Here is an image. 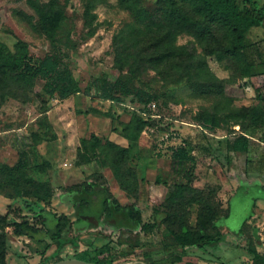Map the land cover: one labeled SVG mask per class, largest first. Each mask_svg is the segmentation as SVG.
I'll return each instance as SVG.
<instances>
[{
  "label": "rangeland",
  "instance_id": "374dc122",
  "mask_svg": "<svg viewBox=\"0 0 264 264\" xmlns=\"http://www.w3.org/2000/svg\"><path fill=\"white\" fill-rule=\"evenodd\" d=\"M34 1L62 16L57 43L44 33L29 0H0V49L14 55L23 40L35 63L58 55L79 91L64 99L50 96L43 79H24L19 68L4 71L0 59V235L6 236L0 264L80 259L109 241L140 254L120 264H251L248 248L255 246L254 236L264 235V224L245 222L264 201V120L251 118L253 108L264 111L257 98L259 89L264 92V23L247 32L246 56L234 58L222 50L230 42L227 33L186 3ZM118 48L130 55L127 66L116 63ZM119 80L154 95L155 111L117 87L112 94L122 101L104 98L102 83ZM205 116L216 117L219 127L205 129ZM242 133L250 137L248 152L230 151ZM183 146L191 160L174 161L172 150ZM91 183L110 195L106 202L95 196L91 214L101 216L93 215V224L84 221L90 213L78 220L74 192ZM178 185L189 188L170 200ZM112 201L134 208L140 223L117 224ZM41 210L60 216L62 224L69 221L62 235L76 240L55 256L58 246L46 234L14 233V223L22 221L45 231ZM185 229H230L241 238L230 258L226 243L204 252H163Z\"/></svg>",
  "mask_w": 264,
  "mask_h": 264
},
{
  "label": "trees",
  "instance_id": "16d2710c",
  "mask_svg": "<svg viewBox=\"0 0 264 264\" xmlns=\"http://www.w3.org/2000/svg\"><path fill=\"white\" fill-rule=\"evenodd\" d=\"M241 1L244 5L250 6L242 10L239 5ZM260 0H160L164 5L176 4L178 2L188 4L203 20L207 23L221 27L230 40L229 45L223 47L222 50L229 56L238 58L246 56L249 45L246 43V34L252 27L262 26L264 23V4L260 5ZM31 6L36 10L41 19V26L44 33L49 37L51 43H57V34L61 29L62 16L56 13L53 9L46 10L47 6L39 4L34 0H29ZM16 53H4L0 49V59L3 61L4 71L10 68H19V75L24 79L40 77L44 80V88L48 95L53 96L56 93L60 98L64 99L79 91V85L71 72L63 68L58 55H46L40 63H35L33 57L29 52V47L26 42L19 40L15 45ZM116 63L121 67L128 65L129 54L125 55L121 49H117ZM102 94L106 99L113 101H122V97L112 94L114 88H119L127 94H133L135 100L140 104H149L153 102L154 95L144 91L130 88L128 83L124 80H119L116 83H102ZM257 98L264 102V92L262 89L258 90ZM157 102V101H156ZM251 118L255 121L264 120V111L261 112L257 108H253ZM202 124L205 129L215 130L219 127V120L216 117L205 116L202 119ZM250 137L246 133L240 134L233 142L228 145V149L233 152H248ZM173 160L180 163H186L191 160L187 149L179 147L172 150ZM188 185H178L176 191L171 192L169 199L175 200L177 196L182 195L188 189ZM79 196L77 205L78 220H81L79 214L92 213L93 205L96 203V195L104 196V202L109 200L108 189L102 185L91 183L89 185L82 184L74 191ZM109 205L111 208L110 216L119 218L117 224L126 225L133 223L138 225L141 221L140 213L136 212L134 208L123 207L112 201ZM113 206V207H112ZM41 210L39 216L42 217L41 223L44 229L36 227L27 221L15 222L14 233L19 236H28L30 238H37L41 234H46L51 239V244H56L58 247L53 256L59 253L62 245L66 243H75V239L65 238L62 235V229L71 227L69 221L62 224V218L50 211ZM93 213L96 218L101 216V213L96 210ZM48 221L53 222V226L48 225ZM246 222V221H245ZM79 228V222L77 223ZM225 239V234L222 231H217L215 234L200 232L194 233L191 230H182L180 233L174 235L175 247H164L163 252H168L169 249L177 247L186 249L187 247H196L202 251H207L210 247H217L220 242ZM43 240V239H40ZM255 244V238H254ZM48 248L50 244L47 245ZM0 247L3 252V262L6 255V236L0 235ZM249 253L253 256L251 264H264V253L259 252L256 246L248 248ZM140 255V254H139ZM135 249H119L112 245L109 241L106 244L95 249V253L84 251L81 260L93 262L97 264H120L131 260L130 258L138 257ZM145 258L150 257L149 252L143 253ZM49 263V257L42 258L40 264Z\"/></svg>",
  "mask_w": 264,
  "mask_h": 264
},
{
  "label": "crops",
  "instance_id": "0c3cea01",
  "mask_svg": "<svg viewBox=\"0 0 264 264\" xmlns=\"http://www.w3.org/2000/svg\"><path fill=\"white\" fill-rule=\"evenodd\" d=\"M246 222H247V224H252V225H257V224L259 225L260 223L264 224V201H262L260 203V212L254 213L249 219L246 220ZM240 229L238 230V232L240 231ZM227 232H229V233H227ZM231 232H232V230L225 229L224 230L225 239H224V241H222V243H220V246H222L223 243L224 244L226 243V246L229 245L232 248V250L230 249L229 251L224 252V254L227 258H230L229 256L232 254V252H234L233 249H235V247H236V242H235L236 239L235 238H238V239L241 238V235H233L234 233H231ZM254 237H255L256 249L259 252L264 253V235H259V237H257V236H254ZM223 246H225V245H223ZM197 250H199L201 252L200 249L197 248ZM214 260H217V259L215 258ZM208 262H209V264H215L214 262H210V261H208ZM223 264H236V263L224 262Z\"/></svg>",
  "mask_w": 264,
  "mask_h": 264
},
{
  "label": "water",
  "instance_id": "95a60500",
  "mask_svg": "<svg viewBox=\"0 0 264 264\" xmlns=\"http://www.w3.org/2000/svg\"><path fill=\"white\" fill-rule=\"evenodd\" d=\"M47 264H97V263L88 262L81 259H69V260H61Z\"/></svg>",
  "mask_w": 264,
  "mask_h": 264
},
{
  "label": "flooded vegetation",
  "instance_id": "af4514ba",
  "mask_svg": "<svg viewBox=\"0 0 264 264\" xmlns=\"http://www.w3.org/2000/svg\"><path fill=\"white\" fill-rule=\"evenodd\" d=\"M84 217V221H87L89 224H93L94 221H96L95 217L92 214H87Z\"/></svg>",
  "mask_w": 264,
  "mask_h": 264
},
{
  "label": "built area",
  "instance_id": "2783aa9c",
  "mask_svg": "<svg viewBox=\"0 0 264 264\" xmlns=\"http://www.w3.org/2000/svg\"><path fill=\"white\" fill-rule=\"evenodd\" d=\"M157 107V104L155 102H152L148 105V108L152 111H155V108Z\"/></svg>",
  "mask_w": 264,
  "mask_h": 264
}]
</instances>
